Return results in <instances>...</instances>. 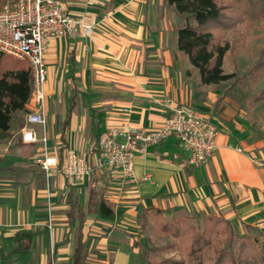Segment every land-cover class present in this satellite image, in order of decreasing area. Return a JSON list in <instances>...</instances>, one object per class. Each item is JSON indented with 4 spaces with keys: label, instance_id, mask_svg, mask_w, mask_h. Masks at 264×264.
<instances>
[{
    "label": "crops",
    "instance_id": "obj_1",
    "mask_svg": "<svg viewBox=\"0 0 264 264\" xmlns=\"http://www.w3.org/2000/svg\"><path fill=\"white\" fill-rule=\"evenodd\" d=\"M62 2L96 30L49 40L44 100L30 98L0 138V264H75L78 253V264H146L135 234L152 210L223 216L241 234L247 226L264 231V117L230 87L200 82L177 46L185 15L168 0ZM165 98L217 126L212 156L190 165L169 137L135 156L136 182L100 165L101 137L111 128L163 126L170 114ZM35 110L47 116L46 126L34 125L47 136L46 152L83 155L92 168L84 180L48 177L36 161L43 143L22 140Z\"/></svg>",
    "mask_w": 264,
    "mask_h": 264
},
{
    "label": "trees",
    "instance_id": "obj_2",
    "mask_svg": "<svg viewBox=\"0 0 264 264\" xmlns=\"http://www.w3.org/2000/svg\"><path fill=\"white\" fill-rule=\"evenodd\" d=\"M2 0H0V3ZM176 11L185 15V24L177 31L178 49L190 59L198 70L200 82L219 86L228 80L238 81L237 74L223 68L225 57L239 43L225 40L229 30H237L243 21L264 18V0H168ZM245 38V35H244ZM246 75L251 84L264 78V48L260 58ZM31 98V72L28 61L12 60L0 51V138L8 136L13 115L26 112ZM264 100V88L253 98L257 104ZM162 232L171 234L176 242L165 249L176 248L181 257L161 256L159 262H150L148 252L160 250L145 246L142 258L147 264H264V250L258 247V239L251 234L242 237L232 222L223 216L206 215L203 225L188 223L193 215L181 213L171 222H163L164 212L152 210ZM149 213V212H148ZM147 218V212L142 219ZM227 235V240L222 239ZM79 252V248H78ZM80 260L79 253L75 264Z\"/></svg>",
    "mask_w": 264,
    "mask_h": 264
},
{
    "label": "built area",
    "instance_id": "obj_3",
    "mask_svg": "<svg viewBox=\"0 0 264 264\" xmlns=\"http://www.w3.org/2000/svg\"><path fill=\"white\" fill-rule=\"evenodd\" d=\"M96 23L85 17H75L66 11L62 0H3L0 9V51L26 60L31 72V98L37 105L44 100V85L48 78L45 54L53 37H75L84 32L92 35ZM163 105L170 111L167 122L158 128H111L99 142L100 165L110 167L123 180L138 181L134 158L147 154L148 148L169 137L178 140L190 165L205 163L217 148L219 130L203 113L188 104H177L165 98ZM22 128V140L42 142L36 161L50 177L60 172L70 183L84 180L91 174L88 160L71 148L62 158L46 152L47 136L39 137L35 124L46 126L47 116L39 110L30 112ZM242 151L241 148H238ZM147 176L142 179H146ZM67 193V190L65 191Z\"/></svg>",
    "mask_w": 264,
    "mask_h": 264
},
{
    "label": "rangeland",
    "instance_id": "obj_4",
    "mask_svg": "<svg viewBox=\"0 0 264 264\" xmlns=\"http://www.w3.org/2000/svg\"><path fill=\"white\" fill-rule=\"evenodd\" d=\"M251 22L252 23L247 20L243 21L238 25V31L229 30L226 33L225 40L233 43H235L237 40L239 44L234 46L231 52L227 54L224 60L223 68L227 73L235 72L239 80L233 82L234 79H232L224 82L223 84L226 87H230V89L235 93H238L247 106L259 107L260 116L264 117V100L257 104L253 103L252 101L253 98L259 94L260 90L264 88V78L261 79L258 84L253 85L246 75L248 69L259 60L261 50L264 48V18H260ZM8 57L19 62L26 61L17 59L10 55H8ZM179 214L181 213H174L170 217H163L162 221L171 222ZM157 223L159 222L157 221L156 215L154 213L149 214L146 219L141 220V226L137 230L138 232L135 234L138 237L136 243L140 247V254H145V246H150L151 248L160 250L159 253H154L151 251L148 252L147 256L150 262H159L161 256L165 258H170L172 256L180 258V252L176 248L165 249L166 246L176 242V240L171 234L162 232L161 229H159ZM188 223L195 226H202L203 218L193 216L188 219ZM235 228L236 232L240 236L244 237L247 234H241L236 226ZM251 234L258 239V247L261 250H264V231L258 228H253L251 230ZM222 239L227 240V235L224 234Z\"/></svg>",
    "mask_w": 264,
    "mask_h": 264
}]
</instances>
